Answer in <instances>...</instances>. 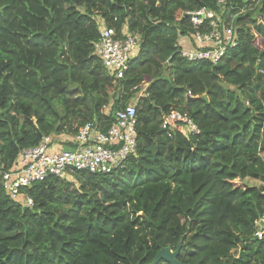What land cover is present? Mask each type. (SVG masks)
Instances as JSON below:
<instances>
[{
    "label": "trees",
    "instance_id": "1",
    "mask_svg": "<svg viewBox=\"0 0 264 264\" xmlns=\"http://www.w3.org/2000/svg\"><path fill=\"white\" fill-rule=\"evenodd\" d=\"M203 7L238 39L216 64L180 54ZM100 22L140 39L122 79L96 52ZM142 81L136 152L117 168L22 187L32 206L0 176V264H149L178 243L181 264H264V0H0V171L44 136L106 131ZM172 110L200 132L163 128Z\"/></svg>",
    "mask_w": 264,
    "mask_h": 264
},
{
    "label": "built area",
    "instance_id": "2",
    "mask_svg": "<svg viewBox=\"0 0 264 264\" xmlns=\"http://www.w3.org/2000/svg\"><path fill=\"white\" fill-rule=\"evenodd\" d=\"M187 14L194 26L206 23L207 30L190 35L194 48L180 49L185 59L207 60L216 64L229 48L237 44L234 27L219 13L203 7ZM101 24L96 52L109 76L115 80L122 79L130 60L139 51L140 39L125 29L118 35L114 28ZM147 86L148 83L142 81L132 88L135 92L133 98L116 111L115 122L106 131H101L96 123L87 122L79 126L74 135H60L64 136L63 141L48 135L42 137L38 144L23 148L14 166L8 171H0L7 195L25 206H32V200L20 192L22 187H30L48 176L71 177L77 171L105 174L121 165L136 152V105L141 96L147 95ZM188 95H191L190 91ZM107 108L103 107L102 112L106 113ZM179 123L187 133L200 132L189 115L178 110L164 115L162 127L176 128L175 124ZM254 225V236L264 239V213L254 221Z\"/></svg>",
    "mask_w": 264,
    "mask_h": 264
},
{
    "label": "water",
    "instance_id": "3",
    "mask_svg": "<svg viewBox=\"0 0 264 264\" xmlns=\"http://www.w3.org/2000/svg\"><path fill=\"white\" fill-rule=\"evenodd\" d=\"M181 243H178L175 250L170 249L169 247H162L156 253L154 259L149 264H158L159 261L164 260L171 264H181L177 261V256L180 251ZM137 264H141L138 262Z\"/></svg>",
    "mask_w": 264,
    "mask_h": 264
},
{
    "label": "rangeland",
    "instance_id": "4",
    "mask_svg": "<svg viewBox=\"0 0 264 264\" xmlns=\"http://www.w3.org/2000/svg\"><path fill=\"white\" fill-rule=\"evenodd\" d=\"M251 1H253V0H251ZM100 24H101V22H100ZM51 135H53V134H51ZM62 135V134H61ZM63 135H66V134H63ZM71 135H74V134H71ZM56 138L57 137H59V139L60 140H57V141H63L62 139H64L63 137L64 136H60V135H54ZM67 178H69V180H71V181H74V177H67ZM244 182L247 184V185H249V186H259L260 184H261V182L260 181H258V180H254V179H251V178H245L244 179ZM252 264H259V262L258 261H255L254 263H252Z\"/></svg>",
    "mask_w": 264,
    "mask_h": 264
}]
</instances>
